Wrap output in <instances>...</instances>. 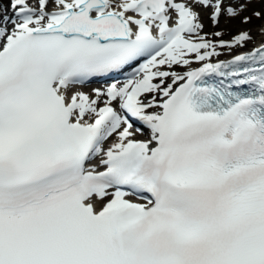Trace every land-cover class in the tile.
Listing matches in <instances>:
<instances>
[{"label": "snow or ice", "instance_id": "snow-or-ice-1", "mask_svg": "<svg viewBox=\"0 0 264 264\" xmlns=\"http://www.w3.org/2000/svg\"><path fill=\"white\" fill-rule=\"evenodd\" d=\"M248 2L0 0V264H264Z\"/></svg>", "mask_w": 264, "mask_h": 264}, {"label": "rangeland", "instance_id": "rangeland-1", "mask_svg": "<svg viewBox=\"0 0 264 264\" xmlns=\"http://www.w3.org/2000/svg\"><path fill=\"white\" fill-rule=\"evenodd\" d=\"M254 11H259V12L264 13V0H253L247 3V9L241 13V17L243 16L251 17V22L249 24H243L241 22V17L231 19V22L224 24V22L227 20L225 19V17H222L218 26H214V25L210 26V29L208 30L209 35L215 31H222L224 33V36L225 35L230 36L234 34L236 31H238L240 27H244V28L247 27L248 29H251V28L261 25L262 22H264V20L257 19L255 16H253L252 14ZM206 21L207 23L205 22L203 23L205 25L204 28L207 27L208 25H211L210 21L207 18H206ZM253 41L254 39L250 43H247V45L253 43ZM238 49L239 48L235 49L234 51H229L228 49H218V51H220L221 54H229V53L235 52Z\"/></svg>", "mask_w": 264, "mask_h": 264}, {"label": "bare ground", "instance_id": "bare-ground-1", "mask_svg": "<svg viewBox=\"0 0 264 264\" xmlns=\"http://www.w3.org/2000/svg\"><path fill=\"white\" fill-rule=\"evenodd\" d=\"M225 19H226L227 21H225L224 24L228 23L229 20H230V19H228L227 17H225ZM204 22L207 23L206 20L203 21V23H204ZM230 22H231V21H230ZM262 24H264V22H262ZM262 24H261V25H262ZM204 26H205V25H204ZM259 28H260V27H254V28H251L250 30H247V29H245L244 27H240V31H249V32L251 33L253 39H258L257 37H261V35L259 34ZM249 42H251V41H249Z\"/></svg>", "mask_w": 264, "mask_h": 264}]
</instances>
